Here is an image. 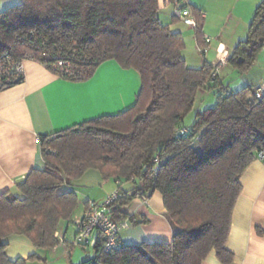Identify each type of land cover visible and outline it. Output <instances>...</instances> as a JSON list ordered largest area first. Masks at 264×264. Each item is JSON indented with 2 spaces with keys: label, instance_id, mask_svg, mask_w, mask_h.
Here are the masks:
<instances>
[{
  "label": "trees",
  "instance_id": "1",
  "mask_svg": "<svg viewBox=\"0 0 264 264\" xmlns=\"http://www.w3.org/2000/svg\"><path fill=\"white\" fill-rule=\"evenodd\" d=\"M158 12V0H20L0 11V89L23 79L5 75L2 65L27 58L71 81L90 78L102 62L114 59L134 69L140 81L128 109L40 137L44 167L27 173L18 184L20 195L0 194V264L39 259L35 253L8 258L9 235H24L42 249L58 243V225L78 202L73 191L57 189L89 168L105 179L141 182L135 189L115 190L113 219L131 218L120 207L133 196L158 191L173 234L169 242L122 241L111 250L97 241L89 247L94 254L79 264H202L212 250L221 264H231L225 241L239 175L264 148V92L256 97L249 85L225 88L208 61L187 65L181 33L161 23ZM192 13L202 48L203 16L195 8ZM263 46L261 0L228 61L248 69ZM200 90L214 91V104L196 110L191 125H184Z\"/></svg>",
  "mask_w": 264,
  "mask_h": 264
},
{
  "label": "crops",
  "instance_id": "2",
  "mask_svg": "<svg viewBox=\"0 0 264 264\" xmlns=\"http://www.w3.org/2000/svg\"><path fill=\"white\" fill-rule=\"evenodd\" d=\"M261 0H186L203 16L202 34L210 38L207 51L201 53L194 28L173 17L170 0H158L159 19L172 31L181 33L187 65L200 67L204 61L216 65L218 81L229 90L249 85L264 90V46L248 69L233 66L228 58L238 40L245 38L247 26ZM194 48L187 49V43ZM223 52L225 54L223 55ZM23 79L0 89V194L20 195L18 184L32 169H42L40 137L101 115L115 114L131 107L139 91L140 81L134 69H126L114 59L102 62L93 75L83 81H71L51 72L33 59H24ZM224 74V76H223ZM202 91V90H201ZM200 92V91H199ZM240 192L231 211L225 247L233 253L231 264H264V159L254 157L239 175ZM141 186L136 180L110 177L105 179L97 169L89 168L59 193L73 191L77 207L72 216L62 220L52 248H37L24 235L7 236L8 258L35 253L39 259L27 264H79L90 257L89 250L74 244L76 227L88 200H101L117 189ZM131 218L120 229L125 243L169 242L172 227L164 214L161 195L155 191L143 198L135 195L120 207ZM202 264H221L215 251L208 253Z\"/></svg>",
  "mask_w": 264,
  "mask_h": 264
},
{
  "label": "built area",
  "instance_id": "3",
  "mask_svg": "<svg viewBox=\"0 0 264 264\" xmlns=\"http://www.w3.org/2000/svg\"><path fill=\"white\" fill-rule=\"evenodd\" d=\"M173 15L181 20L185 25L190 27L196 26L195 17L185 0H174ZM205 41L208 43L210 38L205 36ZM201 53L205 54L207 47L200 48ZM225 52H223V55ZM220 63L214 65L216 68L223 64L224 59L220 58ZM23 61H19L14 65L8 63L2 65L5 75H12L14 78H19L23 74ZM60 64H62L60 62ZM7 81V78L1 82ZM254 95L259 97L264 90L261 87L254 88ZM185 128L180 129V133H184ZM256 158L264 159V148L258 149ZM119 193L113 191L101 200H88L85 208L79 218L74 221L76 233L74 244L81 245L86 248L93 247L97 241L100 247L104 250L117 249L122 245V239L119 236V231L128 226L127 221H117L111 216V204L117 199ZM144 198V197H143Z\"/></svg>",
  "mask_w": 264,
  "mask_h": 264
},
{
  "label": "rangeland",
  "instance_id": "4",
  "mask_svg": "<svg viewBox=\"0 0 264 264\" xmlns=\"http://www.w3.org/2000/svg\"><path fill=\"white\" fill-rule=\"evenodd\" d=\"M18 2H20V0H0V11H2L4 8H6V7L10 6V5L16 4ZM191 48H194V45L192 43L190 44L188 42L187 43V49H191ZM220 61L221 60L219 59L218 63H220ZM223 76H224V74H223ZM214 100H215L214 91H207V90H202L201 91L200 90V92L198 93V95L196 97L194 107H193L192 111L189 112L185 116V118L183 120V124L187 125V126H190L191 122L193 120L194 112L196 110H201L203 108L212 106L214 104ZM77 246H79V245H77ZM82 247H84V246H82ZM88 250L91 253L90 256H92L94 254L93 248H86V251H88Z\"/></svg>",
  "mask_w": 264,
  "mask_h": 264
},
{
  "label": "water",
  "instance_id": "5",
  "mask_svg": "<svg viewBox=\"0 0 264 264\" xmlns=\"http://www.w3.org/2000/svg\"><path fill=\"white\" fill-rule=\"evenodd\" d=\"M242 60V58L240 57V58H238V61H241Z\"/></svg>",
  "mask_w": 264,
  "mask_h": 264
}]
</instances>
